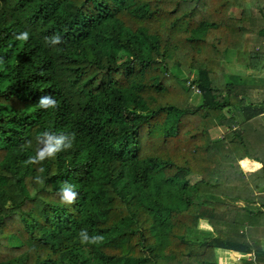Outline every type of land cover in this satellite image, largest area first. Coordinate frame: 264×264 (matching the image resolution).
I'll list each match as a JSON object with an SVG mask.
<instances>
[{
	"label": "trees",
	"instance_id": "trees-1",
	"mask_svg": "<svg viewBox=\"0 0 264 264\" xmlns=\"http://www.w3.org/2000/svg\"><path fill=\"white\" fill-rule=\"evenodd\" d=\"M263 39L264 0H0V264H264ZM45 131L72 148L26 164Z\"/></svg>",
	"mask_w": 264,
	"mask_h": 264
},
{
	"label": "rangeland",
	"instance_id": "rangeland-1",
	"mask_svg": "<svg viewBox=\"0 0 264 264\" xmlns=\"http://www.w3.org/2000/svg\"><path fill=\"white\" fill-rule=\"evenodd\" d=\"M231 14L237 15V10H235V9L231 10ZM210 49H211L210 47H206V49H205L206 53H210ZM195 65L198 66V65H203V64L202 63H195ZM193 67L194 68L191 71L190 79H194V77H195V74H194L195 73V66H193ZM223 67L225 68L224 69L226 72L225 74L231 78H240V79L243 78L244 79L248 74L251 73V71L247 70L242 65L235 63V61H234V50H229L227 52ZM174 73L177 76L183 77L182 74H178L176 71H174ZM253 75L256 79H259V80H261V82L264 83V70L257 73V75L256 74H253ZM256 81H258V80H256ZM252 95L255 96L256 94L253 93ZM197 102H199L198 96L194 95V99L192 98V104L194 105ZM224 131H225V127H223V126H219L218 128L215 127L213 129H210V136L212 138L221 137V135ZM239 165H240L241 169L246 173L251 172L254 169L258 168V166H256L254 163H252L250 161H245V160H241L239 162ZM187 178H188V181L190 183H193L195 180H197V177L194 175H191V174L188 175ZM254 194L257 197H261L264 199V186L261 187L259 190L255 191ZM203 199L208 200V201H214V202L220 201V202L230 203V204H234V205H238V206H246L252 210H261L262 209L260 202H255V201L245 202V201H242L243 198L231 199V198L222 197V196L214 197V195H204V196L199 195L196 200L200 202V201H203ZM202 209L205 210L207 208L203 205ZM197 227L199 229H203V230H210V226L203 219H199ZM263 246H264V241H263ZM214 253H215V257H216V264H240V259L237 260L234 257L236 255H233L235 253L222 252V251H218V250H215Z\"/></svg>",
	"mask_w": 264,
	"mask_h": 264
},
{
	"label": "clouds",
	"instance_id": "clouds-1",
	"mask_svg": "<svg viewBox=\"0 0 264 264\" xmlns=\"http://www.w3.org/2000/svg\"><path fill=\"white\" fill-rule=\"evenodd\" d=\"M15 39L20 41H27L29 39V33L24 31L20 33ZM51 40L52 45H57L62 42L61 37L59 35H54L48 40ZM57 106V102L51 95L41 96L38 102V107L42 109L55 108ZM37 143L41 145L38 148L36 155L29 157V159L25 162L26 164H40L48 158H52L56 156L57 153L61 151H66L71 149L73 146V140L75 139V134H60L55 135L51 132L45 131L41 135L37 136ZM67 140V143L65 141ZM39 172H43L44 169H38ZM37 183H43V180L40 176L36 177ZM58 194L61 198V203L64 204H73L76 201L77 193L74 190V186L69 183H64L63 186L59 189ZM81 243H89V244H98L103 241L102 236H92L89 237L86 230H80L78 233Z\"/></svg>",
	"mask_w": 264,
	"mask_h": 264
},
{
	"label": "crops",
	"instance_id": "crops-1",
	"mask_svg": "<svg viewBox=\"0 0 264 264\" xmlns=\"http://www.w3.org/2000/svg\"><path fill=\"white\" fill-rule=\"evenodd\" d=\"M262 84V91L264 92V83L263 82H261ZM245 161H250V162H252V163H254L256 166H258L259 167V164L258 163H256V162H254V161H251V160H249V159H244ZM215 250H218V251H222V252H230V253H235V255H241L239 252H235V251H229V250H224V249H215Z\"/></svg>",
	"mask_w": 264,
	"mask_h": 264
},
{
	"label": "built area",
	"instance_id": "built-area-1",
	"mask_svg": "<svg viewBox=\"0 0 264 264\" xmlns=\"http://www.w3.org/2000/svg\"><path fill=\"white\" fill-rule=\"evenodd\" d=\"M196 90V89H195ZM197 91V90H196ZM237 260H239V258L241 257V255H236L234 256ZM245 258L249 259L252 258V253H248L244 255Z\"/></svg>",
	"mask_w": 264,
	"mask_h": 264
}]
</instances>
